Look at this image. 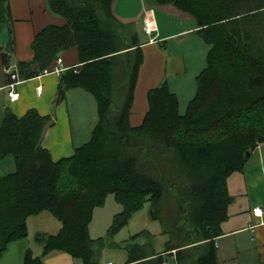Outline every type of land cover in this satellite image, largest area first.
Here are the masks:
<instances>
[{
	"label": "trees",
	"instance_id": "trees-1",
	"mask_svg": "<svg viewBox=\"0 0 264 264\" xmlns=\"http://www.w3.org/2000/svg\"><path fill=\"white\" fill-rule=\"evenodd\" d=\"M156 1L195 18L208 45L206 63L183 111L163 80L148 91V110L133 126L129 117L143 61L139 33L114 16V0H48L65 23L48 24L35 35L34 58L18 62L19 74L33 77L76 46L79 63L60 72L55 101L70 88H83L95 98L98 120L88 141L54 160L44 146L53 118L35 108L21 116L5 110L0 159L12 156L15 167L0 175V255L10 241L27 235L28 217L48 211L61 227L36 233L41 254L28 248L22 264H43L54 251L80 264H103L89 226L94 209L112 193L122 206L113 231L146 201L152 218L168 223L164 252L126 241L125 264L215 263L213 240L232 200L227 178L264 142V0ZM10 21L8 0H0V32ZM13 43L11 36L1 52L5 66Z\"/></svg>",
	"mask_w": 264,
	"mask_h": 264
},
{
	"label": "crops",
	"instance_id": "crops-1",
	"mask_svg": "<svg viewBox=\"0 0 264 264\" xmlns=\"http://www.w3.org/2000/svg\"><path fill=\"white\" fill-rule=\"evenodd\" d=\"M8 3L11 21L8 29L4 28L5 34L0 36V126L6 109L21 116L30 108H35L41 115H50L54 120L44 138V146L52 159L70 156L77 146L88 141L98 120L96 101L94 109L97 119L94 121L79 111L74 112L78 108L76 103L82 106L91 102V98L88 101L83 99L89 97L86 92L90 93L83 88H70L63 99L55 101L59 74L66 68L78 65V49L73 46L61 51L46 67L51 69L57 66L59 71L39 74L40 71L33 77L23 79L17 86L19 97L8 101V78L1 52L9 38L12 36L14 40L9 61L13 70L18 68L19 61L34 58L31 44L38 32L48 24L62 26L65 23L62 16L50 9L48 0H8ZM112 12L119 21L133 25L142 43L143 61L134 90L129 117L131 125L142 123L149 107L148 91L163 80L178 95L180 110L183 111L194 95L195 77L205 66L208 51V45L196 32L198 24L195 18L176 9L171 3L156 0H114ZM146 14L151 15L156 24L153 40L143 30ZM58 58H61L60 62ZM37 86H41L39 94L36 93ZM70 106H74L71 109L73 118ZM14 167L12 156L0 159V175L12 171ZM227 188L232 200L228 205V216L220 224L221 231L213 240L214 264H264V142L251 151L241 171L229 175ZM256 206L262 209L261 217L253 214ZM31 217L27 219V229ZM55 227L58 231L61 223L57 222ZM38 232L42 231L37 229L35 234ZM35 234L27 233L25 237L10 241L0 255V264H22L28 248L35 255L41 254L42 247L36 243ZM157 252H164V249ZM43 264H80V260L65 251H54L44 256ZM169 264H173L172 260Z\"/></svg>",
	"mask_w": 264,
	"mask_h": 264
},
{
	"label": "rangeland",
	"instance_id": "rangeland-1",
	"mask_svg": "<svg viewBox=\"0 0 264 264\" xmlns=\"http://www.w3.org/2000/svg\"><path fill=\"white\" fill-rule=\"evenodd\" d=\"M6 29L0 32V36L5 34ZM83 98L88 101L91 98V102H86L80 106L79 103L75 105L78 108L74 112H81L87 115L91 120L97 119L96 110L94 109L95 98L90 93ZM74 105V106H75ZM74 106L70 110L74 108ZM84 107V108H83ZM71 110V117L74 115ZM169 207L172 205L171 201H168ZM122 211V206L116 201L112 193L108 194L104 202L96 207L93 211L92 221L90 222V234L92 238L98 239L95 246L101 250L100 259L104 263L106 261H112L115 264H122L128 258V250L125 247L127 242L138 243H150L156 251L164 249L165 242L169 239V233H164L165 225L168 224L163 218H152V207H150L149 201H146L142 207L133 211L128 219V222L119 227L117 230H112L113 219L115 215ZM28 221L27 232L29 235L35 234L38 230L44 231H57L56 223L60 224V221L54 217L50 212L45 211L39 215H32ZM166 222V223H165ZM50 233V232H48ZM167 258V257H166ZM168 264L170 260L167 259Z\"/></svg>",
	"mask_w": 264,
	"mask_h": 264
},
{
	"label": "built area",
	"instance_id": "built-area-1",
	"mask_svg": "<svg viewBox=\"0 0 264 264\" xmlns=\"http://www.w3.org/2000/svg\"><path fill=\"white\" fill-rule=\"evenodd\" d=\"M143 30L144 32L150 36V40H153L155 38V32L157 30L155 21L151 15L146 14L143 24ZM57 61H61V58H58ZM6 76L8 77V83L6 84L7 88V98L8 101H14L19 97V90H18V84L22 82V77L19 74L18 68H15L13 70L10 69V65H7L4 67ZM49 71H59V68L56 66L54 68H45L42 70L39 74H44ZM41 92V86L36 87V93L39 94ZM253 214L257 217L262 216V209L260 206H256L253 208ZM103 264H115L112 261H106Z\"/></svg>",
	"mask_w": 264,
	"mask_h": 264
},
{
	"label": "water",
	"instance_id": "water-1",
	"mask_svg": "<svg viewBox=\"0 0 264 264\" xmlns=\"http://www.w3.org/2000/svg\"><path fill=\"white\" fill-rule=\"evenodd\" d=\"M249 153V152H248Z\"/></svg>",
	"mask_w": 264,
	"mask_h": 264
}]
</instances>
